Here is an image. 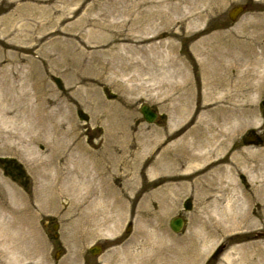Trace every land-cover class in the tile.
I'll list each match as a JSON object with an SVG mask.
<instances>
[{
    "label": "rangeland",
    "instance_id": "rangeland-1",
    "mask_svg": "<svg viewBox=\"0 0 264 264\" xmlns=\"http://www.w3.org/2000/svg\"><path fill=\"white\" fill-rule=\"evenodd\" d=\"M236 6L245 12L232 22L228 13ZM198 14L205 18L198 21ZM263 16L264 0H0V205L9 201L23 210L24 203L5 194L15 189L30 207L22 223L18 215L0 213V264L11 262L3 256L7 232L26 236L30 263L140 264L137 233L155 226L167 245L191 238L187 252V244L177 248V264L196 256V264L210 256V264H264V67L247 54L233 62L198 61L194 53L200 40L238 35ZM175 57L186 64L192 87L180 110L179 94L168 92V64ZM143 105L160 115L154 124L144 121ZM208 110L229 117L219 122L221 146L209 159L212 166L197 175L219 169L218 191L201 202L189 179L149 176L156 154L147 141L188 130ZM252 116L256 123L245 125ZM249 131L261 142L244 145ZM128 152L137 158L129 157L135 169L122 204L97 198L74 208L77 198L64 191L50 206L34 201L39 162L50 174L43 182L69 184L72 172L105 168ZM35 156L37 163L28 161ZM107 181L115 190L122 185L112 168ZM169 182L186 186L171 211L159 197L146 200ZM174 217L184 220L179 233L169 227ZM94 245L104 250L90 255Z\"/></svg>",
    "mask_w": 264,
    "mask_h": 264
},
{
    "label": "bare ground",
    "instance_id": "bare-ground-1",
    "mask_svg": "<svg viewBox=\"0 0 264 264\" xmlns=\"http://www.w3.org/2000/svg\"><path fill=\"white\" fill-rule=\"evenodd\" d=\"M196 18L198 21H200L205 17L201 14H198L196 15ZM255 49L259 50L256 51ZM194 53L198 61L205 59L203 58L205 56L211 61L232 59L233 62H237L240 57L244 56V54H247L249 58L255 63L254 65L264 67V16L260 22L247 24L238 35H233L229 38L219 37L216 35L210 39L207 38L200 40ZM217 66V68L222 67L220 63L217 64ZM167 75L168 92L172 94H179L175 100L178 101L176 109L180 110V104L186 105L185 101L188 98H191L190 96L192 87L189 81V74L187 72L186 64L178 57L170 59ZM261 79L263 82L264 74L262 73ZM255 91L258 92L257 89ZM186 94H188V96L185 98ZM228 117L229 112L227 111L224 113L208 110L201 112L194 125L184 132H180V129H171L167 131V133L162 137L155 139L154 141L149 135L147 146L150 145L151 150L154 152V154H156L153 159L151 158L152 160L148 170L149 176L160 174L161 176H157V178H162L163 180L189 179L191 188H193L194 191H201L202 196H199L202 200L201 202L207 201V198L209 197L208 195L210 193L218 191L215 188V181L217 182V179H219V177L217 178V175L220 174V170H211L210 172L205 173L203 176L197 175L203 173L212 166L213 162L209 159L215 151L219 150L221 146L218 142L220 135L219 122L223 119H228ZM253 121L254 116H252V120L250 119V121H247V124L245 125L252 124ZM255 123L256 122L253 124ZM170 139H174L172 144L163 146L165 142ZM34 152L37 153L36 150ZM135 155L136 154H131V152H128V155L122 153L119 156L116 155L112 161V164H109L110 166L107 165L105 168L100 169L94 167L92 170H87L84 173L72 172V182H69V184L64 181L63 182L65 184H63L61 180L59 181V184L54 182L52 185H50L48 182H43L41 179L51 181L48 179L50 174L39 169V162L37 165H35V167L38 169L37 179H40L39 181H41L40 191L43 190V192H37L38 194H35L34 201L41 206H50L54 199L52 196L59 193V191H64L68 196H73V200L75 197L77 198V202L73 203L74 208L80 206L83 202L97 198L105 200L109 205L113 204L112 206H115L117 203L122 204V201L127 196L128 188L131 185L130 180L128 179L130 174L129 172L132 170L134 171L135 169L134 165H130L129 157ZM135 158H137V156H135ZM31 160L32 161H28L37 163L39 156H35ZM197 167L198 169L196 170ZM111 168L121 178L122 185L117 190L111 188L107 181V175L111 173ZM120 170L121 172H119ZM185 171H189L190 173H185ZM208 176H211L212 178H208ZM13 190L14 191H10L8 193L5 192L6 196H9L10 200L16 199L19 202L24 203L25 207L22 211L15 210L13 207H11L12 204L10 205V202L7 201L6 203H1L0 213L11 214L13 216L18 215L21 220L19 221L20 223L24 221L26 222L24 218L27 216V213L30 210V207L27 206L29 203L25 200L26 197L22 193L15 189ZM185 190V184L169 182L163 187L159 188L158 192L154 195L149 194L146 196V200L151 201L153 199L152 197H159L161 204H163V208L169 209L171 211L172 204H177L179 202L180 194ZM129 201L133 202L134 199H130ZM262 202L264 205V199ZM32 212L33 211L31 210V213ZM31 213L30 215H32ZM145 218L146 216L143 219ZM6 224H8V222ZM0 225L3 226L2 224ZM147 226L148 225H145V227ZM148 234L150 237L154 238L150 240ZM1 235L2 233H0V237ZM137 235L142 236L143 245V251L141 253L142 263H140V261V264H143V261L147 262L148 264L178 263V261H174V258H176V256L181 253L179 250H177V248H180L183 244H187V252L194 245L193 242L190 241L191 238H189V240H177L173 244L167 245L166 241L163 240L164 238L167 239V237L162 233L161 226L158 228L155 226V230L152 233L138 231ZM3 237H5L3 256L11 261L9 264H44L43 260L41 259L36 261L31 260V263L26 262L27 259L24 256L26 251V236H22L21 239L19 237L14 238L13 235L7 232L3 235ZM15 240L17 241L14 244ZM183 250H185V248ZM13 252L18 253V256L12 258L11 254ZM197 257L198 256L193 258V260L188 258L189 261L184 260L182 264H196L195 262L197 261ZM131 262H133V259H131Z\"/></svg>",
    "mask_w": 264,
    "mask_h": 264
},
{
    "label": "water",
    "instance_id": "water-1",
    "mask_svg": "<svg viewBox=\"0 0 264 264\" xmlns=\"http://www.w3.org/2000/svg\"><path fill=\"white\" fill-rule=\"evenodd\" d=\"M241 11H242L241 8H235V9H233L232 12H231V14H230V18H231L232 20H234L235 17H236ZM141 112H142L144 118H145L148 122H152V121H154L155 118H156L155 113H153V112H152L148 107H146V106H143V107L141 108ZM263 117H264V109H263ZM254 140H255V137H254V136H250V137L244 139L243 141H244V143H246V142H248V141H254ZM170 226H171V228H172L174 231L177 232V231H179V230L181 229V227H182V221H181L180 219H173V220L170 222ZM97 250H98V249H97ZM97 250L92 249L91 252L95 254V253L97 252Z\"/></svg>",
    "mask_w": 264,
    "mask_h": 264
}]
</instances>
